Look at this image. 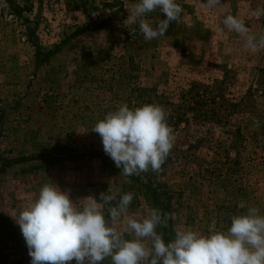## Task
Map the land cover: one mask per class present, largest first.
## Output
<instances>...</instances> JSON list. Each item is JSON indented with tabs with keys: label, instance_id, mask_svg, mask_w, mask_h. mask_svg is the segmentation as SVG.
<instances>
[{
	"label": "rangeland",
	"instance_id": "374dc122",
	"mask_svg": "<svg viewBox=\"0 0 264 264\" xmlns=\"http://www.w3.org/2000/svg\"><path fill=\"white\" fill-rule=\"evenodd\" d=\"M0 169L68 264H100L88 228L163 260L148 188L180 264H264V0H0Z\"/></svg>",
	"mask_w": 264,
	"mask_h": 264
},
{
	"label": "trees",
	"instance_id": "16d2710c",
	"mask_svg": "<svg viewBox=\"0 0 264 264\" xmlns=\"http://www.w3.org/2000/svg\"><path fill=\"white\" fill-rule=\"evenodd\" d=\"M41 52H38L40 56ZM53 53L43 56V61H48ZM220 97H214V102ZM2 172V170L0 169ZM0 172V173H1ZM151 197V209L154 213L153 221L150 223V230L162 237L160 251L165 252V258L154 262L144 263L139 258L127 252V248L118 249L116 240L122 242L120 236H115L112 232H104L97 228H88V234L95 243L94 248L100 264H180L173 251V220L169 217L168 211L170 204L167 201L166 193L157 188H148ZM28 229L20 224L13 222L8 216L0 214V242L3 248L13 251L19 257H33L38 264H68L66 253L59 249H54L50 245L34 247L30 239ZM132 250V249H131ZM18 264H23L19 262Z\"/></svg>",
	"mask_w": 264,
	"mask_h": 264
}]
</instances>
